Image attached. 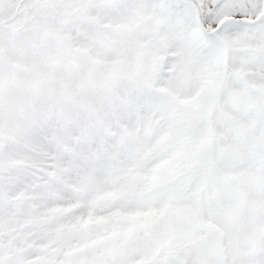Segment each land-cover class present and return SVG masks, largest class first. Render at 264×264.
I'll return each instance as SVG.
<instances>
[{"label":"snow or ice","instance_id":"obj_1","mask_svg":"<svg viewBox=\"0 0 264 264\" xmlns=\"http://www.w3.org/2000/svg\"><path fill=\"white\" fill-rule=\"evenodd\" d=\"M0 264H264V0H0Z\"/></svg>","mask_w":264,"mask_h":264}]
</instances>
